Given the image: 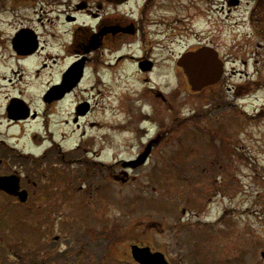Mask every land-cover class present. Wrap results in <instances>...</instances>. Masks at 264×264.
Returning a JSON list of instances; mask_svg holds the SVG:
<instances>
[{
	"label": "rangeland",
	"instance_id": "rangeland-1",
	"mask_svg": "<svg viewBox=\"0 0 264 264\" xmlns=\"http://www.w3.org/2000/svg\"><path fill=\"white\" fill-rule=\"evenodd\" d=\"M239 11L242 16L245 8ZM238 14L228 21L229 39L250 33ZM2 64L0 55V74ZM248 66L252 75L253 62ZM226 71L231 74L230 66ZM259 74L261 90L237 102L232 94L213 98L209 90L195 96L186 81L153 89L164 106L131 81L96 89L97 101L103 97L107 105L111 98L112 112L99 111L104 126L86 132L89 145L97 150L99 138L113 137L116 146L104 144L100 157L109 166L135 159L152 141L148 160L132 170L72 164L62 170L65 185L51 182L50 163L38 168L31 182L39 189L30 186L35 205L14 206L0 196V264H135L132 246L160 253L168 264H264V65ZM31 76L23 81L34 83ZM18 139L27 152L41 154L28 136ZM16 165L23 174L35 170L32 163Z\"/></svg>",
	"mask_w": 264,
	"mask_h": 264
},
{
	"label": "flooded vegetation",
	"instance_id": "flooded-vegetation-1",
	"mask_svg": "<svg viewBox=\"0 0 264 264\" xmlns=\"http://www.w3.org/2000/svg\"><path fill=\"white\" fill-rule=\"evenodd\" d=\"M216 6L215 0H0V179L17 178L27 200L20 203L2 191L0 196L14 206L35 205L30 186L36 191L40 183L31 179L36 180L37 169L49 163L51 182L62 185L68 181L62 170L72 164L80 169L131 168L130 163L141 155L109 166L100 160L104 144L116 146L111 135L99 138L102 147L97 150L84 137L88 130L103 128L99 111L112 112L111 98L107 105L103 97L97 101L101 90L96 89L131 81L152 93L162 106L168 105L153 89L188 84L184 73L190 69L182 66L187 63L182 59L203 53L198 63L220 76L193 95L209 90L213 98L227 99L232 94L237 102L261 90L264 0H222ZM240 8H245L242 16ZM233 13H239L242 27L250 31L244 39L227 35ZM223 34L228 41L221 40ZM248 61L253 62L252 75L247 73ZM28 75L35 77L34 83L23 81ZM236 78L243 84L232 85ZM29 95H34L33 100ZM73 135L78 137L74 147L69 144ZM24 136L35 149L41 148V154L19 146L18 138ZM28 163L35 170L23 174L15 168ZM120 176L128 180L125 172Z\"/></svg>",
	"mask_w": 264,
	"mask_h": 264
},
{
	"label": "water",
	"instance_id": "water-1",
	"mask_svg": "<svg viewBox=\"0 0 264 264\" xmlns=\"http://www.w3.org/2000/svg\"><path fill=\"white\" fill-rule=\"evenodd\" d=\"M199 55H204L203 53H198L190 57L182 59V66L184 68H189L186 70L185 75L187 76L191 90L196 92L203 87L213 83L216 77H219V72L205 70L203 64L198 63L197 59ZM207 57V55H205ZM209 59L213 60L212 64L218 65L217 60H214L213 55L208 54ZM181 62V63H182ZM213 77V78H212ZM150 153V146L147 147L145 152L138 158L134 163H130L132 169L142 166ZM0 191L16 197L21 203H25L27 200V193L25 191H20L19 180L17 178H1L0 179ZM131 257L136 264H168L164 256L160 253H152L149 248H140L137 246L131 247Z\"/></svg>",
	"mask_w": 264,
	"mask_h": 264
},
{
	"label": "trees",
	"instance_id": "trees-1",
	"mask_svg": "<svg viewBox=\"0 0 264 264\" xmlns=\"http://www.w3.org/2000/svg\"><path fill=\"white\" fill-rule=\"evenodd\" d=\"M100 236V235H99Z\"/></svg>",
	"mask_w": 264,
	"mask_h": 264
}]
</instances>
